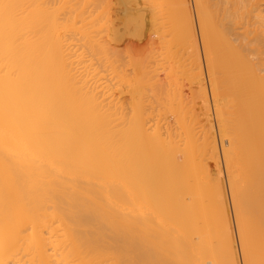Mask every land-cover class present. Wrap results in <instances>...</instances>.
<instances>
[{
	"label": "bare ground",
	"instance_id": "obj_1",
	"mask_svg": "<svg viewBox=\"0 0 264 264\" xmlns=\"http://www.w3.org/2000/svg\"><path fill=\"white\" fill-rule=\"evenodd\" d=\"M39 1L0 0V264H239L209 95L239 251L264 264V0H193L209 91L189 0L140 79L107 0L63 21Z\"/></svg>",
	"mask_w": 264,
	"mask_h": 264
},
{
	"label": "rangeland",
	"instance_id": "obj_2",
	"mask_svg": "<svg viewBox=\"0 0 264 264\" xmlns=\"http://www.w3.org/2000/svg\"><path fill=\"white\" fill-rule=\"evenodd\" d=\"M35 1L36 0H34V3H35ZM38 1L39 0H37V3H38ZM40 1H41V8L43 6V11H45V8L48 7L45 12L49 13V15H51V17H53L52 18L53 20L57 19L59 21H60V19H62V21H63L65 19V15H66V17L68 16V13L70 12L69 10L74 8L75 5L73 3H77L76 0H71L70 2L67 1V0H64V1H66L65 3H67V5L63 2V0H59V1L58 0H48V1L44 0L45 2L43 0H40ZM40 1H39V3H40ZM117 1L119 2V0H107V2H109L108 4H110V5L107 6V4H106V7H108L109 10L107 12L108 14L106 15L107 18H104L106 20V21L104 20L106 22V24L105 23L103 24L104 31H105L104 32V35H105L104 39H106L105 41L109 44V47H112L111 49H112L114 55H116V57H117V59H116V57H114L116 59V62L114 64H115L117 70L125 71L128 74V79L131 78L132 76L135 79H140L141 76H142L141 73L144 71V69H142L143 68L142 66H144L146 64V66H145V67H147V69L145 68L146 70H148V66H150L152 68V66H154L153 64H155V66H157L156 64L158 62L160 63V61H161L160 58L163 57L162 60L164 59V56H165L164 53H165V50H166V46L169 43H172V42H169L168 44L164 43V42H167V41H170V40L172 41L171 37L168 34H167L168 35L167 37H166V35L163 37L164 39L166 38L165 40L162 39V37H161V33L164 32L165 30H167V28L169 26V21H168L169 19H166L168 17H166L167 15L164 16L165 15L164 13L168 12L170 10V8H168L169 10L166 11L167 6H170L168 4H170V2L172 4V0H128L129 4L127 3L128 1L125 0V1H127V2H125L126 3L125 7H123L124 5H121L122 4L121 2L118 3ZM189 1H190L189 4H190V9H191V14H192V20L194 21V23H193L194 27H195L194 29L196 31L195 34H196L197 41H198L199 62H200L201 67H202L201 71L203 72V76L205 77L206 76V71H205L206 67L204 66L205 65V61H204V55L202 53L203 49L201 48L200 40H199L200 37H199V31H198V25H197L198 23H196L197 21H196L195 7H194L193 0H189ZM230 1L229 0H224L223 1L224 2L223 6L224 7L225 6L228 7L229 4H230L229 3ZM53 2L58 7H54L56 5H54ZM59 2H60V5H59ZM37 3H35V4L37 5ZM69 3H70V5H69ZM213 3H215V0L211 2V4H213ZM44 4H46V5L48 4V5L44 6ZM123 4H124V2H123ZM39 5L40 4H38V6ZM68 5L70 6V9H69ZM66 6H67V8H66ZM77 6H78V4H77ZM63 7H65V8L63 9ZM263 7H264V3L262 2L261 3V8H263ZM58 8H59V10H58ZM75 8H76V6H75ZM164 8H165V12L162 10ZM65 9H67V10H65ZM127 9H129V10H127ZM160 9H161L162 12L159 11ZM152 10H153L154 13L152 12ZM57 11H59L58 12V18H56L57 17V13H56ZM54 12H55V15H53ZM70 13H72V15H73L74 14V10L72 9V11ZM154 14H155L156 17H153ZM47 15H46V17L47 18L49 17V19H50L51 17L49 15L48 16ZM72 15H69L68 17H70ZM136 15H137V17L139 19L134 18ZM128 16H130L131 24H127V22H126L127 19L129 21V17ZM141 16H143V18H141ZM157 17H158V19H156ZM152 18H153V20H152ZM154 18H155L156 22L153 23V21H155ZM133 19L134 20L137 19L136 23L139 22L137 24L138 26L134 25V23L132 24V22H135ZM141 19H142V21H141ZM151 22H152L153 25H151ZM240 22H238V24H236V25L232 24L233 28H234V31L237 30L236 32H238V33L242 32V28L241 27L244 26V25H239V24H243L242 23L243 21L241 23ZM222 23L226 24V22H222ZM154 24H156V26ZM105 25H106V27H105ZM132 25H134V26H132ZM232 25L229 28L230 30L232 29ZM161 26L163 28L165 27L166 29L164 28L165 29L164 30L163 28H161ZM160 29H162L163 31L160 30ZM114 30L118 33L117 35H114V32H113ZM154 30H156V31H154ZM159 31H161V33ZM150 32L151 33L154 32V33L151 34ZM157 32L160 33L159 37H155L158 34ZM230 32H232L231 34L234 33L231 37H235L236 32H233L232 30ZM158 38H159V40H158ZM169 46H170V44L167 46V48ZM172 46L173 45H171V47ZM161 62H163V61H161ZM151 68H150V70H152L154 67L152 69ZM133 72H134V75H132ZM160 74H159V76H157L158 77L157 79L160 78V80H163L162 76L164 75V73H160ZM149 76H150V74H149ZM154 79H151V80L154 81ZM157 79H155V82L157 81ZM151 80H150V83L151 82L153 83V81H151ZM204 80L206 81V77L204 78ZM205 83H206V89L209 91V89L207 88L209 86L208 82L206 81ZM119 87H116V88H119ZM183 90H184V93H186V90L184 88H183ZM207 93L209 94V92H207ZM148 94L145 96L146 99L149 98L148 100L153 101L152 98L151 99H150V97L147 98ZM129 96H130V94L126 91V89H123L120 93L117 94L118 99L120 101H122V102H128L129 98H130ZM208 99H209V103H210V110L212 109L211 110V115L213 116L212 117V119H213L212 121L214 123V128H215L214 131L216 132V133L214 132L215 140L217 141L216 142V146H217V149L219 151H221V149H220L221 148V146H220L221 144H220L219 139H218L219 135H217L218 132L216 130V124H215L214 115H213V106H212V103H211L210 95L208 96ZM219 151H218V153L220 155L219 156V161L221 162L220 164H221V167H222V174H223V180H224V185H225V189H226V196L228 198L227 199L228 207H229L228 210L230 211V217H231L232 226H233V229H234L235 241H236L235 243H236L237 252H238V263L239 264H244L243 258L241 257V254H240V251H239V242H238V239H237V236H236V227H235L236 225L234 224L235 221H234V218H233L232 201H231V197H230L229 189H228V179H227V175H226V172H225V169H224L223 159L221 157L222 154Z\"/></svg>",
	"mask_w": 264,
	"mask_h": 264
}]
</instances>
